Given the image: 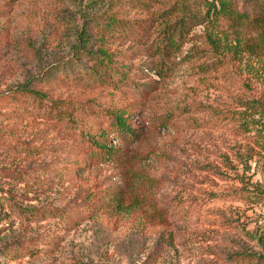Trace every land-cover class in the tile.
<instances>
[{"label":"rangeland","instance_id":"374dc122","mask_svg":"<svg viewBox=\"0 0 264 264\" xmlns=\"http://www.w3.org/2000/svg\"><path fill=\"white\" fill-rule=\"evenodd\" d=\"M110 2L0 0V264H259L244 258L264 254V120L244 104L264 94V51L228 50L259 29L135 0L115 14L129 30L103 35ZM228 2L264 17V0ZM184 14L202 21L170 47ZM102 36L122 82L91 71ZM116 109L135 134L111 133L101 160L90 137Z\"/></svg>","mask_w":264,"mask_h":264},{"label":"trees","instance_id":"16d2710c","mask_svg":"<svg viewBox=\"0 0 264 264\" xmlns=\"http://www.w3.org/2000/svg\"><path fill=\"white\" fill-rule=\"evenodd\" d=\"M135 0H111L109 3V10L106 12L105 17H99L93 22H96V24L100 27L103 31V35L105 33H115L120 32L123 34V32H127L129 30L127 28V25L124 24V20L118 19L115 14L119 13L118 9L123 8L124 6L132 7L133 2ZM179 1V0H178ZM186 0H180V2H184ZM205 3L207 7V14L209 19L218 20L224 17H231L232 19L236 20L237 22H240L241 24L244 23L246 25V31H249V29L253 30V33L256 32V29H259V33L256 34H247L248 36L244 35L241 36V38L237 39V45L231 49L229 48V52H231V55L235 57H239L243 52L247 53H256L264 51V17L263 16H257L254 17L251 20H248L247 17L244 15L239 14H233L231 11V8L229 6L228 0H201ZM184 6H187L184 4ZM184 16L179 22H169L166 28L169 29V27L172 24H178L179 30H177V34L173 36L174 30H166L168 32V42L170 43V47H176L183 36L184 30L186 29L187 20L189 19L191 23H195L196 25H200V20L196 16ZM178 29V28H176ZM84 31V30H83ZM82 31V32H83ZM123 31V32H122ZM166 32V33H167ZM84 35V37H83ZM82 40L85 41L86 38V32H83ZM178 37V38H176ZM85 38V39H83ZM103 41L106 40L105 37H101V42L98 47V52H87L86 57L94 62V66L91 68V71L95 75L97 79L103 82H107L109 79L114 77H119L118 81L122 82L123 79V73L122 69L119 70L114 66V61L112 60V55L107 52L103 48ZM212 41V40H210ZM217 41V39L215 40ZM214 41V46H215ZM102 45V46H101ZM232 56V57H233ZM101 70V73H100ZM113 71V72H111ZM264 76V75H263ZM21 94H28L31 95L34 99L45 101L47 99V96L43 93L34 91L30 89L27 86H22L20 88ZM247 112H249L251 115H259L261 119L264 120V94L259 100H254L251 102H247L244 104ZM109 120H110V126L112 127V130L110 132L103 131L100 135L98 140L94 136L90 137V140L92 141V144L97 145L100 148V153H98V158L101 160H107L115 157L114 149L112 145H109L106 142H109V135L114 132L117 137H124L129 138L132 137L135 134V131L133 130V127L130 125L128 119L130 117V114L125 110H112L109 113H107ZM249 130V127L246 128ZM260 149H264L261 147ZM261 153V152H260ZM259 153V154H260ZM257 153L253 149H250L246 156L244 157L243 163L248 167V164L250 161H252ZM254 190L249 191L248 188H246V200L250 201L251 203H254L253 199H256L258 196L255 194ZM259 200V199H258ZM260 241L262 242V245L264 246V238H260ZM248 262L256 261V263L264 264V254L260 256H253V255H246L245 258Z\"/></svg>","mask_w":264,"mask_h":264}]
</instances>
